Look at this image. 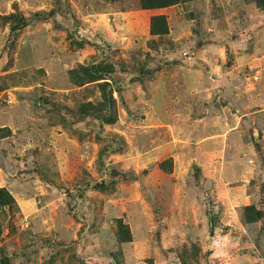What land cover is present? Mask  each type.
I'll return each instance as SVG.
<instances>
[{
	"label": "rangeland",
	"instance_id": "1",
	"mask_svg": "<svg viewBox=\"0 0 264 264\" xmlns=\"http://www.w3.org/2000/svg\"><path fill=\"white\" fill-rule=\"evenodd\" d=\"M86 1L0 0V264H264V13Z\"/></svg>",
	"mask_w": 264,
	"mask_h": 264
},
{
	"label": "crops",
	"instance_id": "2",
	"mask_svg": "<svg viewBox=\"0 0 264 264\" xmlns=\"http://www.w3.org/2000/svg\"><path fill=\"white\" fill-rule=\"evenodd\" d=\"M118 1L115 2V0H114L115 3H113V2H110L109 0H107V1L106 0H91V2H90L91 6L95 7V8H91V9H93V11H94L93 13L97 14L98 17L100 16L102 18V20L107 19L108 17L113 15L116 18L115 24H117V26H123L124 24H121V22L125 23L128 19H131V22H132L131 25L132 26L133 25L140 26L142 23H144L145 19H147V14H148V17H149V14H150V16H152L151 10L142 8L140 0H124V3H122V4ZM85 3L90 5V3L87 1ZM184 3L186 4L187 2H184ZM178 4H181V3H178ZM178 4H176V5H178ZM178 9L181 10L184 8L183 7L182 8H176V10H178ZM260 13L263 14L264 10H260ZM83 14L87 15L85 13H83ZM178 16H180V15H178ZM150 18L151 17H149L146 20V22H149V24H150ZM249 26H251V24H249ZM209 31H211V30H209ZM247 31L246 30L238 31V34L236 37L237 38L241 37L242 35L246 34ZM246 36L242 37V38H246ZM232 38H233V36H230V39L227 38V42L230 43V41H233ZM196 40H197L196 38H192L187 43H197ZM206 42H208V41H206ZM227 42L225 41V43H227ZM208 43H210V42H208ZM226 92L228 94H231L234 92V94L232 96H235L236 98H240L241 96H243V89H242L240 83H238L237 85H234V86H231V84H229V86H226Z\"/></svg>",
	"mask_w": 264,
	"mask_h": 264
},
{
	"label": "trees",
	"instance_id": "3",
	"mask_svg": "<svg viewBox=\"0 0 264 264\" xmlns=\"http://www.w3.org/2000/svg\"><path fill=\"white\" fill-rule=\"evenodd\" d=\"M182 0H140L141 6L144 9L147 8H159V7H166V6H171L180 3ZM254 3L255 6H257L260 10H264V0H249ZM152 23H151V28H152V33L153 34H162L168 32V22L167 18L165 15H157L153 17ZM85 72H86V78H91L93 77L92 75L100 74L98 69L92 68L90 69L89 67H82ZM107 68V72H108ZM110 122H112V119H109ZM0 192H5V198L7 203L12 202V196L10 193H8L7 190L1 188ZM249 210H252L253 207L249 206ZM250 220H254L253 218H250Z\"/></svg>",
	"mask_w": 264,
	"mask_h": 264
}]
</instances>
